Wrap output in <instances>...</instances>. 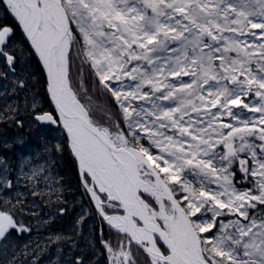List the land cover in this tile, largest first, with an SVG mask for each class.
Wrapping results in <instances>:
<instances>
[{
    "label": "snow or ice",
    "instance_id": "1",
    "mask_svg": "<svg viewBox=\"0 0 264 264\" xmlns=\"http://www.w3.org/2000/svg\"><path fill=\"white\" fill-rule=\"evenodd\" d=\"M0 5L22 37L0 23V124L42 129L0 153V264H264V0ZM33 57L44 96L26 92ZM65 154L77 237L99 227L21 246L36 200L63 203Z\"/></svg>",
    "mask_w": 264,
    "mask_h": 264
},
{
    "label": "trees",
    "instance_id": "2",
    "mask_svg": "<svg viewBox=\"0 0 264 264\" xmlns=\"http://www.w3.org/2000/svg\"><path fill=\"white\" fill-rule=\"evenodd\" d=\"M0 23L9 24L13 28H16L17 36L16 39H22L20 35V29L17 27L16 21L4 11V6L0 5ZM27 47V45H25ZM28 72L35 74L34 78H29V88L26 90L28 95L32 93H38L40 96L45 95L44 90V74L39 70L36 63V58L33 57L30 66H25ZM91 87V85H88ZM25 93H21L24 95ZM97 103H103V98L97 96ZM5 107V101L0 100V108ZM20 119L24 121V126L22 128L17 127L14 123H2L0 124V153L8 156L11 159H15V155L20 151H25L38 142V136L42 129L34 127L29 123V117L23 112L19 116ZM47 135V133H45ZM23 139L25 145L22 148L19 144V140ZM5 142L10 145L5 148ZM57 170L63 177L62 192H63V203L57 202L46 206V201L44 199H37V207L34 209L39 213L38 217H32L26 215L24 217L25 223L29 224L32 231L30 234L26 233L19 237V242L21 246L24 244H29L33 249L36 248L37 243L41 244V247L46 243L47 237L55 238L56 234H62L64 237H73V239H78L81 247H83L86 239L88 238L91 229L99 227V222L96 220L95 216L82 225V230L85 239H79L77 237L76 221L78 216L81 214V208H87V197L84 196L83 191L80 187V181L77 176L75 166L70 157L65 154L64 157L57 159ZM29 201L33 198L29 195ZM55 200V196H53ZM64 207L66 209L63 215H60L59 208ZM45 221H50L45 223ZM107 231V230H106ZM64 248V255L68 254L69 245L67 243H62L60 245H52V252H55L56 247Z\"/></svg>",
    "mask_w": 264,
    "mask_h": 264
}]
</instances>
